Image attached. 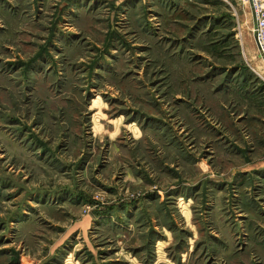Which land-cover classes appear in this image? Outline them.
Returning a JSON list of instances; mask_svg holds the SVG:
<instances>
[{
  "label": "rangeland",
  "instance_id": "374dc122",
  "mask_svg": "<svg viewBox=\"0 0 264 264\" xmlns=\"http://www.w3.org/2000/svg\"><path fill=\"white\" fill-rule=\"evenodd\" d=\"M0 264H264L247 2L0 0Z\"/></svg>",
  "mask_w": 264,
  "mask_h": 264
},
{
  "label": "built area",
  "instance_id": "2783aa9c",
  "mask_svg": "<svg viewBox=\"0 0 264 264\" xmlns=\"http://www.w3.org/2000/svg\"><path fill=\"white\" fill-rule=\"evenodd\" d=\"M247 2L250 7L251 16L254 15L255 27L253 33L256 32L257 47L260 55L264 59V0H241ZM251 3V5H250Z\"/></svg>",
  "mask_w": 264,
  "mask_h": 264
},
{
  "label": "water",
  "instance_id": "95a60500",
  "mask_svg": "<svg viewBox=\"0 0 264 264\" xmlns=\"http://www.w3.org/2000/svg\"><path fill=\"white\" fill-rule=\"evenodd\" d=\"M250 5H251V3H250ZM252 22H253V26L255 27V18H254V15H252ZM253 37H254V40L257 43V40H256V32L253 33Z\"/></svg>",
  "mask_w": 264,
  "mask_h": 264
},
{
  "label": "bare ground",
  "instance_id": "6f19581e",
  "mask_svg": "<svg viewBox=\"0 0 264 264\" xmlns=\"http://www.w3.org/2000/svg\"><path fill=\"white\" fill-rule=\"evenodd\" d=\"M254 43H255V45H256V47H257V44H256V41L254 40ZM257 49H258V47H257ZM259 51V50H258Z\"/></svg>",
  "mask_w": 264,
  "mask_h": 264
}]
</instances>
